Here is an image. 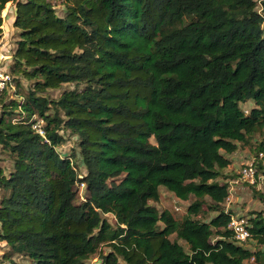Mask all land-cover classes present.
<instances>
[{"label":"trees","instance_id":"obj_1","mask_svg":"<svg viewBox=\"0 0 264 264\" xmlns=\"http://www.w3.org/2000/svg\"><path fill=\"white\" fill-rule=\"evenodd\" d=\"M8 2L21 91L0 96L13 157L0 168V264H264L224 208L228 155L258 133L264 150V0H0V37ZM67 133L80 158L58 150ZM161 186L196 198L183 220L150 203ZM204 206L216 214L193 217ZM252 215L264 246V216Z\"/></svg>","mask_w":264,"mask_h":264},{"label":"rangeland","instance_id":"obj_2","mask_svg":"<svg viewBox=\"0 0 264 264\" xmlns=\"http://www.w3.org/2000/svg\"><path fill=\"white\" fill-rule=\"evenodd\" d=\"M261 1L262 0H258L259 3ZM13 6V2H8L5 8L2 10V17L4 19V23L3 34L0 37V71H8L10 73L13 50L16 46V40L18 39L17 30L13 27ZM58 9H62V5H58ZM12 77L13 84L10 85V87L7 88V90L3 94V99H5L7 102L9 101V99L15 97L14 94L16 91H21V88L16 85L17 79L16 81H14L13 74ZM20 82L24 87V91L28 92L30 90L31 82L24 79L20 80ZM68 86L72 85H64V87L59 89H49L47 92L42 93V95L46 96L47 98H58L62 91ZM253 105V102H247L246 104L242 105V107L246 109L247 112V109H251ZM262 138L263 134H255L250 139L249 144H240L238 150H236L232 154H229L232 157V163L229 169L227 170V174L229 177L228 181L231 182L232 189L229 200L224 203V208L231 210L234 214L246 216L247 219L253 216L252 212L260 211L264 216V199L262 198V196H264V177H259V185H257L258 187H256L245 182L240 176V170L242 166L252 160L253 157L256 155L254 151L255 147L258 143H260ZM152 141L154 142L153 139ZM58 150L63 155L76 152L78 157L80 158V153L78 151L79 149L77 145V136L67 133L66 141L63 142L60 146H58ZM12 165L13 157L9 153H6L0 145V168L5 174H9V172L13 168ZM78 169L81 173H84L86 171L84 165L82 164L79 165ZM84 189L85 185L81 184L78 200L83 199L82 194H84ZM4 193V189L0 186V198L3 196ZM195 199L196 198L194 196H191V198L188 200H182L178 198L175 193L169 191L166 187L161 186L159 201H150V203L156 206L160 212H162L163 210H169L177 220L181 221L189 215L188 207ZM207 200L208 202H211L209 199ZM215 214V211H211L207 208V206H204V212H202L199 216L193 217H198L202 220H210ZM106 217L110 220L111 223H115V218L112 214H107ZM162 225L163 223H160V226ZM172 238L176 239L175 235H173ZM179 242L186 248V250H189L188 244L184 240H179ZM243 245L252 249L264 250V246H257L253 239L248 240ZM8 250L9 247L6 245V243L0 242V261L2 259L3 254L5 252H8ZM101 250L108 252L109 247L103 245L101 247ZM14 258L18 261L24 262L21 256L15 255ZM92 262L98 263L100 262V260L97 257H94L92 258ZM247 264H256V261L254 259H251L247 262Z\"/></svg>","mask_w":264,"mask_h":264},{"label":"built area","instance_id":"obj_3","mask_svg":"<svg viewBox=\"0 0 264 264\" xmlns=\"http://www.w3.org/2000/svg\"><path fill=\"white\" fill-rule=\"evenodd\" d=\"M12 84V74L8 71H0V96H2L4 91L7 90V88H9ZM42 123V120L38 119L34 124V128L41 135H44ZM240 176L248 184L258 187L257 185H259L260 181L259 177H264V150L259 151L252 160L242 166L240 170ZM229 198L227 200H229ZM226 211H228V209H226ZM249 226V219H247L246 216L237 214L231 216L230 222L228 224V227L234 232L235 238L240 244H245V242L251 239Z\"/></svg>","mask_w":264,"mask_h":264},{"label":"crops","instance_id":"obj_4","mask_svg":"<svg viewBox=\"0 0 264 264\" xmlns=\"http://www.w3.org/2000/svg\"><path fill=\"white\" fill-rule=\"evenodd\" d=\"M14 10H15V9H14V6H13V12H14ZM11 11H12V10H11ZM228 157L232 158L231 155H228ZM230 166H231V164H230ZM230 166H229V167H230ZM228 169H229V168H228ZM228 169H227V170H228Z\"/></svg>","mask_w":264,"mask_h":264}]
</instances>
